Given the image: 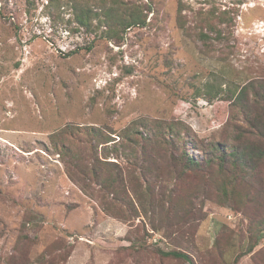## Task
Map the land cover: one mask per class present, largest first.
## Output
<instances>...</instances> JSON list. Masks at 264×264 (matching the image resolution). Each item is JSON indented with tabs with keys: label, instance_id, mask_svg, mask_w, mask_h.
Instances as JSON below:
<instances>
[{
	"label": "rangeland",
	"instance_id": "rangeland-1",
	"mask_svg": "<svg viewBox=\"0 0 264 264\" xmlns=\"http://www.w3.org/2000/svg\"><path fill=\"white\" fill-rule=\"evenodd\" d=\"M74 1L104 6L0 0V264H232L253 244L237 264H264L259 186L224 201L178 159L230 143L221 99L264 80V0H119L147 16L118 43Z\"/></svg>",
	"mask_w": 264,
	"mask_h": 264
},
{
	"label": "trees",
	"instance_id": "trees-1",
	"mask_svg": "<svg viewBox=\"0 0 264 264\" xmlns=\"http://www.w3.org/2000/svg\"><path fill=\"white\" fill-rule=\"evenodd\" d=\"M103 1L104 6L97 9L74 1L76 5L74 9L77 11L75 23L87 33L99 32V38L118 43L128 30L146 25L147 15L141 7H133L119 0H111V3ZM207 37L208 35L204 33L200 35L203 40ZM92 48L93 44L85 49L90 51ZM208 93L210 96V92ZM227 93L228 96L224 92L221 100L231 102L233 109L225 128V135L230 137V143L212 142L206 145L203 161L190 155L186 149L181 150L178 159L192 171L202 170L208 173L209 168L218 171L217 174L220 176L218 186L224 201L237 199L240 203L244 202L248 196L246 193L248 187L259 186L258 191L263 197L264 207V80L250 81L238 92L229 88ZM217 94L214 93L211 97H217ZM223 97L228 98L223 99ZM174 131L175 127L169 125L165 133L166 137H162L161 140H165L164 144L178 148L175 146L176 139L181 140L179 137L181 133L174 134ZM131 133L132 137L137 135L135 131H125L124 137L132 139ZM190 136V133L186 132L184 141L187 142ZM155 138L156 142H160L159 134H156ZM254 230L251 237L255 242L264 239V216ZM255 246L256 244L250 245L247 251L238 254L232 264H237L243 256L250 254ZM157 251L162 257L195 264L190 255L180 250L165 252L158 249Z\"/></svg>",
	"mask_w": 264,
	"mask_h": 264
}]
</instances>
